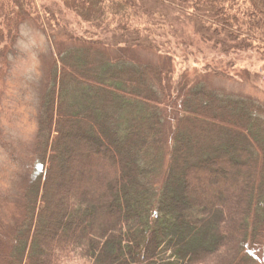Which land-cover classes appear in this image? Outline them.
Segmentation results:
<instances>
[{
	"label": "trees",
	"instance_id": "16d2710c",
	"mask_svg": "<svg viewBox=\"0 0 264 264\" xmlns=\"http://www.w3.org/2000/svg\"><path fill=\"white\" fill-rule=\"evenodd\" d=\"M245 1L241 15L230 11L237 0L155 3L192 4L204 23L243 35L240 44L250 48L252 35L264 41V0ZM137 2L61 0L60 11L86 22L97 39L65 31L57 42L39 100L37 163L12 202L13 222L0 221V264L257 263L264 103L212 87L206 75H175L173 52L161 53L170 41L135 30ZM30 18L50 33L35 0H0L4 61ZM109 27L114 39L123 30L124 41L103 43ZM69 90L75 114L65 109ZM55 171L70 177L53 191Z\"/></svg>",
	"mask_w": 264,
	"mask_h": 264
},
{
	"label": "rangeland",
	"instance_id": "374dc122",
	"mask_svg": "<svg viewBox=\"0 0 264 264\" xmlns=\"http://www.w3.org/2000/svg\"><path fill=\"white\" fill-rule=\"evenodd\" d=\"M35 1L45 22L50 20L53 23L52 29L50 25H46L50 33L39 27L33 18L27 19L20 26L18 38L7 59L4 61L0 57V221L2 222L4 220L13 222L12 212L15 204L12 202L20 201L22 187L33 174L37 163L35 144L39 100L45 89L50 64L59 49L57 44L59 38L66 31L84 38L97 39L96 31L93 37L87 34L86 31H91L92 28L86 22L70 11H60L58 6H61V0ZM203 3L206 4V0ZM237 3L230 8V11L239 15L246 12L250 5L245 0H237ZM136 9L140 12L138 15L141 17L142 25H136L135 30L144 35L147 32L155 33L162 37L160 40L162 42L170 41L166 48L161 49V53H165V50L173 52L175 75L183 72L190 76L206 75L212 87L224 88L240 96H252L264 103V41L259 35H252L253 37L250 38L254 46L244 47L240 44L243 35L233 39L212 20L204 23L198 18V15L203 13L197 11L192 4L170 8L155 3V0H138ZM0 23L2 24V20ZM1 24L0 28H2ZM203 25L209 26L210 29L203 28ZM54 27L56 31L53 30ZM127 27L126 34L133 30L131 26V28ZM102 32L109 37L104 38L103 43L113 45L125 39L123 30H118L120 35L118 39H114L115 30L112 27ZM230 46L231 48H228ZM149 55L154 59L158 54ZM157 59L159 58H155L156 61ZM74 64L79 72H85L86 63L77 59ZM69 92L71 91H66L65 109L75 114L79 111L68 98ZM90 97L89 93L86 98ZM77 106L80 112H85L83 102H78ZM60 157L59 162H67L66 152H62ZM54 176V183L50 184V189L53 191L56 190L59 182H66L70 177L67 172L59 174L56 171ZM59 227H62L61 224ZM256 251V264H264V242Z\"/></svg>",
	"mask_w": 264,
	"mask_h": 264
}]
</instances>
